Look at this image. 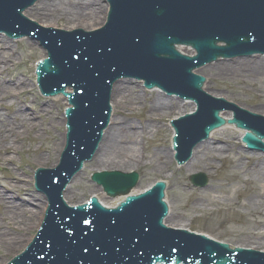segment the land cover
Masks as SVG:
<instances>
[{
	"label": "water",
	"instance_id": "1",
	"mask_svg": "<svg viewBox=\"0 0 264 264\" xmlns=\"http://www.w3.org/2000/svg\"><path fill=\"white\" fill-rule=\"evenodd\" d=\"M36 1L0 0V32L37 39L47 51L36 66L37 84L43 95L67 99V139L59 165L36 172V186L49 202L46 219L8 264H264V253L191 240L173 230L188 228L264 251V154L244 149L239 141L244 130L226 123L179 167L169 121L193 112L194 105L147 92L135 79L114 85L108 124L112 85L132 76L147 88L196 103V113L172 121L178 161L231 119L223 109L234 112L229 123L254 133L243 138L250 149H264L254 137L264 138V118L225 102L264 116V56L195 71L206 79L203 86L204 78L192 73L219 57L264 54V0H106L109 11L105 0ZM24 11L49 28L26 19ZM182 46L195 54L181 55L177 51L193 53ZM196 173H204L208 183ZM91 174L108 196H119L108 199L90 182ZM190 175L194 186L207 185L193 187ZM156 180L168 183L166 217L160 186L136 196ZM89 195L99 196L107 208L135 197L115 210L93 200L70 211L62 201L78 205Z\"/></svg>",
	"mask_w": 264,
	"mask_h": 264
},
{
	"label": "bare ground",
	"instance_id": "2",
	"mask_svg": "<svg viewBox=\"0 0 264 264\" xmlns=\"http://www.w3.org/2000/svg\"><path fill=\"white\" fill-rule=\"evenodd\" d=\"M15 55L16 52L10 44L0 38V112H5V114L0 113V162L10 165L11 168L14 167L11 169V173L4 177V180L11 190L23 193L26 191V187L21 185L22 178L17 174L20 169L14 165L15 160L12 155L20 153L24 139L30 138L32 143L42 140L44 131L36 125L34 120L38 115L42 116L44 110L38 114H30L26 111L27 102L17 101V97L26 92L27 86L19 78L8 75L6 65L14 62ZM59 100L64 101L60 97H56L54 101L58 102ZM52 124L55 127H60L64 126L65 122L64 119L57 123L51 120L49 128ZM64 136L65 134L60 137H52L49 147L42 148V145L38 144L34 148V151L39 154L38 158L46 157L45 161L49 162L51 166L55 165L61 148L64 147L63 144L65 145ZM41 201L40 196L34 195L16 201L15 195L5 194L0 189V251L4 249L8 252L19 247L23 241L21 231H25L27 225L29 229L31 226L32 228L33 226L37 227L38 223L35 225V222L37 220L39 222L43 218L47 206L45 202Z\"/></svg>",
	"mask_w": 264,
	"mask_h": 264
},
{
	"label": "rangeland",
	"instance_id": "3",
	"mask_svg": "<svg viewBox=\"0 0 264 264\" xmlns=\"http://www.w3.org/2000/svg\"><path fill=\"white\" fill-rule=\"evenodd\" d=\"M0 38L6 40V42H8L16 52L14 62L8 63L6 65L8 75H10V77L19 78L27 86L26 92L21 93V95L17 97V101L27 102L26 111H28L30 114H38L41 110H44L43 115H38V117L34 120L36 125L44 131L42 134V140H38L37 143H32L30 138L24 139V142L20 147V153L18 155H12L15 160L14 165L19 167L20 169L19 173L17 174H19L22 178L21 185H24L26 187V191H23V193H18V191L16 190H11L8 183L4 180V177L8 176L9 173H11V169H14V167L12 166L11 168L10 165H4L2 162H0V189L5 194L15 195L16 201H20L23 198L26 199L27 197H29V195L40 196L42 198L41 202H45V204L47 205L46 197L41 193L36 192L33 188V172L36 168H54L55 165L58 164L61 151L55 165L51 166L49 162L45 161L46 157H44V159L38 158L39 154L34 151V148L37 147L38 144H41L42 148L49 147L52 137H60L62 134H65V126L55 127L52 124L51 128H49V123L51 122V120L57 123L61 122V120L64 119L63 110L66 106V102L62 100L55 102V99L43 98L37 91L35 85L34 65L38 59H42L46 55V53L42 49H40L38 43L35 44L27 38L18 41H11L7 39L3 34L0 35ZM0 113L5 114V112ZM62 149L63 147L61 148V150ZM51 160L52 158L50 159V161ZM41 220L42 219H40L39 222L38 220L37 222H35V225L38 223L37 227L33 226L32 228L31 226L29 229V226L27 225V229L25 231H21L23 241L19 247H16L8 252H6L7 250L5 251L4 249H1L0 264H5L6 261H9L15 255L24 250L29 241H31L32 237L35 235Z\"/></svg>",
	"mask_w": 264,
	"mask_h": 264
}]
</instances>
